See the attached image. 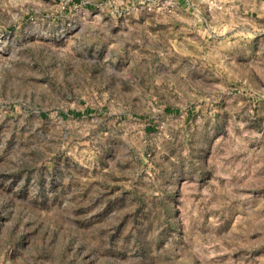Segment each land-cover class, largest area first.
I'll use <instances>...</instances> for the list:
<instances>
[{"label":"rangeland","instance_id":"obj_1","mask_svg":"<svg viewBox=\"0 0 264 264\" xmlns=\"http://www.w3.org/2000/svg\"><path fill=\"white\" fill-rule=\"evenodd\" d=\"M0 264H264V0H0Z\"/></svg>","mask_w":264,"mask_h":264}]
</instances>
